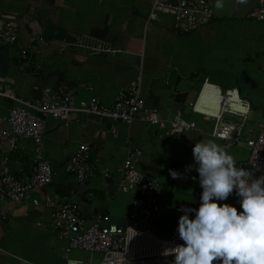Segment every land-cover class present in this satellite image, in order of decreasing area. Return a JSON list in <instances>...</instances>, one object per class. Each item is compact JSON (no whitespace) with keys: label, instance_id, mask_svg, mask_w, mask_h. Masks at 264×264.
Wrapping results in <instances>:
<instances>
[{"label":"crops","instance_id":"0c3cea01","mask_svg":"<svg viewBox=\"0 0 264 264\" xmlns=\"http://www.w3.org/2000/svg\"><path fill=\"white\" fill-rule=\"evenodd\" d=\"M154 2L0 0V14L21 28L19 45L0 51V82L9 84L18 96L29 100H40L46 87L63 83L74 91L77 100H96L104 107H111L120 94L141 79L145 106L157 109L165 119H172L179 112L190 115L186 112L188 105L198 115L192 104L206 81L221 87L213 78L222 79L221 73H230L235 75L231 83L235 85L223 90L237 88L251 102L252 110L256 106L264 108V22L254 24L255 28H249L245 39H240L245 46L256 38L259 45L253 53L237 49L227 55L218 48L221 32L213 25L214 20L210 26L190 34L178 33L173 17L168 15L148 24ZM237 4L247 7L246 16L255 5L251 0H239ZM85 37L107 40L125 52L115 56L86 54L77 46ZM21 48L30 53L22 54ZM31 54L33 63L27 69L26 56ZM244 56L256 65L252 74H257L247 79L240 77L239 66L246 60ZM190 84L195 87L191 88ZM13 105L11 100H1L0 115H8ZM77 118L80 120L76 121ZM72 119L74 123L70 126L52 117L47 119L44 154L55 170L48 192L58 196L61 202H76L87 225L94 222L98 213L104 216L103 225H123L135 198L134 194L120 190L119 169L128 146L143 150L138 169L157 179L153 167L160 160L155 153L167 148L161 138L171 135L141 119L131 125L88 115H74ZM84 143L91 147V162L97 171L89 181L80 184L75 175L65 171V164ZM25 145L24 150L10 155L12 171L23 179L31 175L34 165V144L25 141ZM7 154L9 149L5 145L0 161ZM104 171H110L113 177L106 179ZM194 189L195 198L188 205L198 207L202 188L199 185ZM123 194L129 197L130 209L126 213L120 212L116 204ZM3 203L0 204V264H67L68 244L51 228V210L42 211L31 203L18 205L9 200ZM80 254L72 251L70 257L87 264L102 261L100 254L86 258Z\"/></svg>","mask_w":264,"mask_h":264},{"label":"built area","instance_id":"2783aa9c","mask_svg":"<svg viewBox=\"0 0 264 264\" xmlns=\"http://www.w3.org/2000/svg\"><path fill=\"white\" fill-rule=\"evenodd\" d=\"M251 1L255 5L248 17L264 22V0ZM161 15L173 17L174 28L180 34L200 31L210 26L215 17L210 0H155L148 24L158 20ZM20 35V25L0 14V51L19 45ZM77 46L89 55L115 56L125 52L107 40L93 37L82 38ZM21 52L26 55L30 53L22 48ZM26 57L27 69H30L32 54ZM208 87L214 89L216 98L220 100L219 106L216 107L212 100L206 99L198 108L202 93ZM6 99L11 100L14 105L8 115H0V155L3 154L5 145L9 149V154L4 155L0 161V204L9 200L18 205L31 203L42 211L51 210V228L60 240L68 244L67 264H87L82 260L72 259V251L100 254V264H171L174 254L165 255L164 250L183 241L177 230L178 222L169 239L157 236L152 230L160 184L154 177L139 171L138 164L143 150L130 144L125 161L119 169L120 190L135 196L133 208L125 223L103 225L104 216L98 213L94 222L87 225L76 202H61L58 196L47 191V187L54 182L55 170L45 157L43 142L49 117L64 122L66 126L74 123V115L105 118L128 125L141 119L148 126L162 129L177 139H183L189 132L196 131L195 124L180 112L172 119H165L157 109H148L142 98L141 79L133 82L125 93L120 94L111 107H104L96 100L79 101L74 91L63 83L57 87H46L42 99L29 100L18 96L9 84L0 82V101ZM192 110L202 115L206 123H214L213 137L225 143H239L252 104L241 96L239 89L223 90L206 81L198 99L192 104ZM226 116L232 117V120H226ZM79 120L80 118L76 119ZM25 141H32L34 144V165L31 175L23 179L12 171L13 160L10 155L24 150ZM246 145L250 147L251 153L238 165L252 169L257 176L264 173V124L261 131L248 137ZM65 171L75 175L80 184H85L95 175L97 168L91 162V147L88 143L82 144L66 162ZM102 174L106 179L113 177L110 171ZM200 192L202 193V189ZM228 202L236 204L239 209V198L235 193L228 197Z\"/></svg>","mask_w":264,"mask_h":264},{"label":"clouds","instance_id":"9594fccd","mask_svg":"<svg viewBox=\"0 0 264 264\" xmlns=\"http://www.w3.org/2000/svg\"><path fill=\"white\" fill-rule=\"evenodd\" d=\"M216 6L223 7V0H216ZM229 148L212 138L194 144L202 193L199 207L180 206L177 230L183 243L164 250L174 254L171 264H264V173L257 176L238 165ZM192 168L188 165L186 172ZM233 193L239 209L228 202Z\"/></svg>","mask_w":264,"mask_h":264},{"label":"rangeland","instance_id":"374dc122","mask_svg":"<svg viewBox=\"0 0 264 264\" xmlns=\"http://www.w3.org/2000/svg\"><path fill=\"white\" fill-rule=\"evenodd\" d=\"M211 2L213 3L214 16L217 15L218 17L217 20L214 19L213 25L217 26L221 32L218 48L224 49V51L227 52V55L237 49L247 53H253L259 45L256 38L254 37L250 39L248 44H246L247 46L241 44L240 39L242 37L245 39V34L250 29L255 28L254 24L263 22L251 19L248 15L246 16L248 9L246 6L241 7V4H237L239 0H223V7L221 8L216 6V0H211ZM168 18L170 19L171 17ZM252 42L257 45L254 47ZM243 58L246 60L240 62V77L242 79H247L246 77L250 78V75L253 77V75L257 74L255 72L252 74V71L256 68L255 61L249 59L247 56H244ZM220 75H222V79L214 77L213 81H219L222 89L230 88L235 85L231 84L235 75L233 76L230 73H221ZM129 81L131 84L132 80ZM130 84H128V86ZM193 85L194 84H190V87H195ZM242 96H244V93ZM193 102L191 100V103ZM190 109L191 107L188 105L186 112H190V115H185V118L195 124L197 131L189 132L187 134L188 136L182 140L172 138L174 135H165L164 138L161 139L167 143V148H160L155 153L156 157L160 160V163L153 168L155 169V177L159 181L160 186L158 191V201L152 222V230L157 236L164 239L171 238L179 216L182 214L181 211H179L180 206L184 204L188 205L194 200L195 189L193 185L198 187L200 185L198 181L199 174L195 170V161L192 152L194 144L201 139L208 138H212L221 144H229L230 148L228 150L234 154L237 163H239V161L249 157L251 153L250 147L246 145L248 137L250 135H256L261 131L264 124V108L256 106L246 122V127L243 129L240 142L225 143L211 136L214 123L204 122L199 114L194 115ZM226 120L231 121L232 117L226 116ZM190 164L193 165V168L191 172H186V167ZM171 169L179 171L182 174L181 178H174L171 175ZM49 189L50 186L47 187V191H49ZM116 204L120 206L118 208L122 213H126L128 211L127 209H130L129 197L125 194H123L122 198L121 196L118 197ZM60 245H62V243H60ZM73 252L81 253L80 255L85 258L92 254L86 251Z\"/></svg>","mask_w":264,"mask_h":264},{"label":"bare ground","instance_id":"6f19581e","mask_svg":"<svg viewBox=\"0 0 264 264\" xmlns=\"http://www.w3.org/2000/svg\"><path fill=\"white\" fill-rule=\"evenodd\" d=\"M208 99V100H212L213 101V105H215L216 107L219 106V98H216L214 89H212L211 87H208L207 89H205V91L202 93V96L199 100V105L198 108L201 107V105L204 103V101ZM217 110V109H216Z\"/></svg>","mask_w":264,"mask_h":264},{"label":"trees","instance_id":"16d2710c","mask_svg":"<svg viewBox=\"0 0 264 264\" xmlns=\"http://www.w3.org/2000/svg\"><path fill=\"white\" fill-rule=\"evenodd\" d=\"M12 156H15V154H13ZM194 188H196V185H193Z\"/></svg>","mask_w":264,"mask_h":264}]
</instances>
